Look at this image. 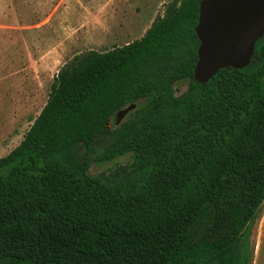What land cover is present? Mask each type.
<instances>
[{
  "label": "trees",
  "instance_id": "16d2710c",
  "mask_svg": "<svg viewBox=\"0 0 264 264\" xmlns=\"http://www.w3.org/2000/svg\"><path fill=\"white\" fill-rule=\"evenodd\" d=\"M199 3L168 0L140 38L58 69L0 157V264L255 263L264 33L249 64L198 83ZM125 154L126 164L89 174L90 162Z\"/></svg>",
  "mask_w": 264,
  "mask_h": 264
},
{
  "label": "rangeland",
  "instance_id": "374dc122",
  "mask_svg": "<svg viewBox=\"0 0 264 264\" xmlns=\"http://www.w3.org/2000/svg\"><path fill=\"white\" fill-rule=\"evenodd\" d=\"M103 1L109 0H0V157L21 141L66 61L87 50L103 51L140 38L168 0H110L117 11L106 14L96 11ZM81 4L89 7L82 6V11L75 7ZM104 29L115 35L102 36ZM186 85L176 83L175 94ZM110 122L116 124L114 117ZM129 159L125 154L90 162L88 172L108 174Z\"/></svg>",
  "mask_w": 264,
  "mask_h": 264
},
{
  "label": "water",
  "instance_id": "95a60500",
  "mask_svg": "<svg viewBox=\"0 0 264 264\" xmlns=\"http://www.w3.org/2000/svg\"><path fill=\"white\" fill-rule=\"evenodd\" d=\"M195 32L200 41L193 69L196 82H207L222 68L241 69L251 61L255 43L264 33V0H200ZM134 107L116 113L115 122ZM261 203L258 228L264 197ZM255 253L254 264H264V241L258 252L257 237Z\"/></svg>",
  "mask_w": 264,
  "mask_h": 264
},
{
  "label": "crops",
  "instance_id": "0c3cea01",
  "mask_svg": "<svg viewBox=\"0 0 264 264\" xmlns=\"http://www.w3.org/2000/svg\"><path fill=\"white\" fill-rule=\"evenodd\" d=\"M110 0L108 2L106 1H103V3L99 4L98 5V8H96V11H101L102 13H109L110 11H113V12H116L117 8L115 6H112L110 3ZM85 7V8H88L89 6H87L86 4H81V6H75L77 9L81 10L82 11V8L81 7ZM91 9V8H89ZM83 13V12H82ZM106 19H108L107 16H105ZM152 21L149 22L147 28L150 26ZM83 27H81L80 29H82ZM114 33H109L108 30H101V35L104 36V37H108L109 35H113ZM143 34V33H142ZM115 35V34H114ZM125 37H128V36H125Z\"/></svg>",
  "mask_w": 264,
  "mask_h": 264
},
{
  "label": "bare ground",
  "instance_id": "6f19581e",
  "mask_svg": "<svg viewBox=\"0 0 264 264\" xmlns=\"http://www.w3.org/2000/svg\"><path fill=\"white\" fill-rule=\"evenodd\" d=\"M264 241V209L263 214L260 219L259 228H258V236H257V251L259 252Z\"/></svg>",
  "mask_w": 264,
  "mask_h": 264
}]
</instances>
